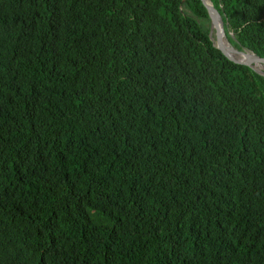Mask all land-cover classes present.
<instances>
[{"label":"trees","instance_id":"16d2710c","mask_svg":"<svg viewBox=\"0 0 264 264\" xmlns=\"http://www.w3.org/2000/svg\"><path fill=\"white\" fill-rule=\"evenodd\" d=\"M0 264H264V75L200 0H0Z\"/></svg>","mask_w":264,"mask_h":264},{"label":"water","instance_id":"95a60500","mask_svg":"<svg viewBox=\"0 0 264 264\" xmlns=\"http://www.w3.org/2000/svg\"><path fill=\"white\" fill-rule=\"evenodd\" d=\"M200 1L202 2V4L205 6V8L208 11V14L210 17V38L217 43V45H215V46L229 60H231L232 62H234L236 64L246 65V66L252 68L253 70H255L254 64H260L264 67V59L257 57L254 53H252L246 49H238L241 54L246 56V61H244V62L233 60L228 56L225 49L220 45V41H219V32H220L219 22H221L223 25L221 15L217 11V9L213 6V4L210 0H200ZM232 51H236V50H232ZM255 71L259 74L264 75V69L262 71H257V70H255Z\"/></svg>","mask_w":264,"mask_h":264},{"label":"bare ground","instance_id":"6f19581e","mask_svg":"<svg viewBox=\"0 0 264 264\" xmlns=\"http://www.w3.org/2000/svg\"><path fill=\"white\" fill-rule=\"evenodd\" d=\"M220 32H219V41L220 45L225 49L228 56L236 61L244 62L246 61V56L241 54L237 48H235L229 41V38L227 37V32L222 25L221 22H219ZM236 50V51H232ZM254 68L257 71H262L264 67L260 64H254Z\"/></svg>","mask_w":264,"mask_h":264},{"label":"rangeland","instance_id":"374dc122","mask_svg":"<svg viewBox=\"0 0 264 264\" xmlns=\"http://www.w3.org/2000/svg\"><path fill=\"white\" fill-rule=\"evenodd\" d=\"M227 37L230 39L231 42H233L231 34L227 33ZM215 45H217V43L214 41Z\"/></svg>","mask_w":264,"mask_h":264}]
</instances>
